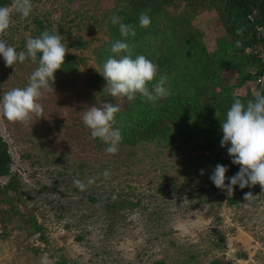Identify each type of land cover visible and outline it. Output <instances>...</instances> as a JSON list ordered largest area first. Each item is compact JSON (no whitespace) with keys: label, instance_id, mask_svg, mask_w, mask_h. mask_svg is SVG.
Here are the masks:
<instances>
[{"label":"rangeland","instance_id":"1","mask_svg":"<svg viewBox=\"0 0 264 264\" xmlns=\"http://www.w3.org/2000/svg\"><path fill=\"white\" fill-rule=\"evenodd\" d=\"M114 2L31 0L27 18L15 12L14 1L9 7V28L0 39L25 51L27 38L38 36L39 22L60 35L71 46L67 53L80 62L70 74H54L53 92L42 90L38 101L40 114L26 122L0 118V136L11 159L10 177L0 178V218L6 220L2 224L0 219V264H41L42 258L55 264L61 257L78 264H264V191L252 186L247 192L254 197L245 202L238 191L228 196L226 189L214 187L209 176L212 154L220 147L217 133L191 132L187 142L172 145H118L115 155L90 138L81 120L87 107L121 108L125 101L108 95L106 85L91 83L101 76L98 53L108 41L99 22ZM197 26L208 49H216L223 33L215 18L203 16ZM260 35L264 47V29ZM79 40L88 48L72 47ZM36 67L30 59L12 67L0 59V94L24 87ZM161 75L156 74L150 89ZM256 83L246 84L251 93ZM164 87L169 94L168 78ZM167 96L144 102L157 105ZM104 170L110 172L108 179ZM12 178L17 193L8 190L6 195ZM89 178L94 179L90 185ZM74 180L82 181L85 190ZM231 197L236 204L229 205ZM11 210L34 220L40 231L29 230L18 216L9 217Z\"/></svg>","mask_w":264,"mask_h":264},{"label":"trees","instance_id":"2","mask_svg":"<svg viewBox=\"0 0 264 264\" xmlns=\"http://www.w3.org/2000/svg\"><path fill=\"white\" fill-rule=\"evenodd\" d=\"M13 1L0 0V6L10 7ZM112 4L99 22L108 37L98 53L102 63L113 55L116 58L127 54L133 58L144 55L157 66V73L164 74L170 82L168 96L157 105L146 104L139 95L132 102L124 98L114 123V127L121 130L119 145L134 148L160 141L172 145L179 139L187 142L191 132L196 136L206 132L209 135L217 133L215 142L220 146V121L224 119L226 110L234 98L242 102L253 99L254 93L246 84L264 77V50L262 55L259 32L264 27V0H115ZM145 10H148L151 23L147 28H141L138 17ZM113 14L118 15L123 23L132 25L135 35L122 37L118 25L107 22ZM207 15L215 18L223 33L214 50L208 49L204 33L197 26L198 21ZM36 25L38 36L46 31L41 23L36 22ZM116 41L127 42L129 52L111 53L110 47ZM236 41L240 42L239 47ZM68 47L71 46H65L61 69L54 74H70L78 68L80 59L67 53ZM72 47L84 50L88 43L79 40ZM233 79L235 83L228 85ZM91 83L94 86L106 85L102 76ZM242 89L246 91L245 95L234 93ZM259 90L258 86L256 91ZM227 147H219L212 154L214 161H211L214 167L217 164L227 166L225 184L228 183L227 178L239 169L238 165L231 163ZM10 165L7 145L0 137V178L10 177ZM17 187L16 180L12 178L3 192L6 195L8 190L17 193ZM233 190L242 196L249 187L239 189L233 186ZM228 203L236 204V197L228 199ZM16 216L25 227L29 226V230L40 231L34 220L11 210L9 217ZM0 219L2 224L6 222L4 218ZM55 264L78 263L61 257Z\"/></svg>","mask_w":264,"mask_h":264},{"label":"clouds","instance_id":"3","mask_svg":"<svg viewBox=\"0 0 264 264\" xmlns=\"http://www.w3.org/2000/svg\"><path fill=\"white\" fill-rule=\"evenodd\" d=\"M13 8L21 18H27L32 12L31 0H14ZM109 23L118 25L122 37L135 35V29L130 24L122 22L121 18L113 14L108 18ZM151 23L148 10L138 17V26L147 28ZM10 24V11L7 6H0V33L5 32ZM240 42L236 41L239 47ZM110 51L113 54L129 52V44L116 41ZM66 54L65 45L58 34L42 32L38 37H29L25 42V51L17 52L5 40L0 39V59L6 67L16 63H23L26 59L37 62V67L30 73L28 83L24 87H15L0 94V118L10 122H26L33 114H40L43 109L38 102L42 90L52 91L54 73L61 69ZM106 82L108 95L123 97L132 102L136 96L144 98L147 102H155L168 95L164 87L166 77L161 75L155 84L149 88L157 74V66L144 55H123L116 58L109 56L97 72ZM259 81V80H257ZM256 81V82H257ZM120 111L119 105L103 104L91 106L81 116L84 127L88 130L90 138L99 140L105 145L104 151L108 155H115L118 145L122 140L121 130L114 127L115 115ZM222 138L220 147H227V155L233 165L239 169L235 175L228 177L225 184L227 166L217 164L212 170L209 180L217 189H226L227 195L233 193V186L239 189L251 188L259 185L264 191V92L256 91L254 98L242 102L234 98L226 110L224 119L220 121ZM202 174V173H201ZM102 175L108 179L110 172L104 170ZM89 178L87 184H92ZM73 184L80 191L85 190V184L74 180ZM254 195L246 192L243 195L245 202H250ZM247 206L246 203L242 204ZM41 264H48L46 258L41 259Z\"/></svg>","mask_w":264,"mask_h":264},{"label":"flooded vegetation","instance_id":"4","mask_svg":"<svg viewBox=\"0 0 264 264\" xmlns=\"http://www.w3.org/2000/svg\"><path fill=\"white\" fill-rule=\"evenodd\" d=\"M13 4V3H12ZM262 29H264V27L263 28H260L259 29V32H260V30H262ZM260 38H261V35H260ZM262 40V39H261ZM263 41V40H262ZM262 44H263V42H262ZM263 50H264V47L262 46L261 47V51H262V55H263ZM264 58V57H263ZM259 86V91H264V77H261L260 79H259V82L257 81V83H256V90H257V87ZM1 137V136H0Z\"/></svg>","mask_w":264,"mask_h":264},{"label":"built area","instance_id":"5","mask_svg":"<svg viewBox=\"0 0 264 264\" xmlns=\"http://www.w3.org/2000/svg\"><path fill=\"white\" fill-rule=\"evenodd\" d=\"M259 82V81H258Z\"/></svg>","mask_w":264,"mask_h":264}]
</instances>
